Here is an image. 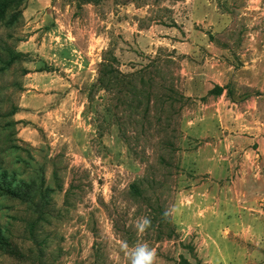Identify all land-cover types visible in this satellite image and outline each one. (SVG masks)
Here are the masks:
<instances>
[{
  "label": "rangeland",
  "instance_id": "1",
  "mask_svg": "<svg viewBox=\"0 0 264 264\" xmlns=\"http://www.w3.org/2000/svg\"><path fill=\"white\" fill-rule=\"evenodd\" d=\"M107 50L126 73L161 55L148 114L98 86ZM246 152L264 174V0H16L0 18V264H130L123 243L264 264V213L227 218L264 209Z\"/></svg>",
  "mask_w": 264,
  "mask_h": 264
},
{
  "label": "trees",
  "instance_id": "2",
  "mask_svg": "<svg viewBox=\"0 0 264 264\" xmlns=\"http://www.w3.org/2000/svg\"><path fill=\"white\" fill-rule=\"evenodd\" d=\"M15 1L16 0H0V18ZM83 1L89 2L92 0ZM163 61L164 60L159 54L151 58L150 64L126 73L119 67L120 60L118 56H116L111 50H107L104 53L103 60L99 63L97 84L107 92H117L121 103L127 107H130L139 113L148 114L153 99L158 97V89L154 85V79H147L146 75L150 74L151 76H154V73L160 72ZM171 89L176 92L181 99L185 98L183 93L176 90L174 86H172ZM163 97L162 99L165 100ZM167 99H169V96ZM143 102H146L144 108H142ZM0 179H5L4 173L0 175ZM132 189L137 193H141L140 188H138L136 184L132 185Z\"/></svg>",
  "mask_w": 264,
  "mask_h": 264
},
{
  "label": "crops",
  "instance_id": "3",
  "mask_svg": "<svg viewBox=\"0 0 264 264\" xmlns=\"http://www.w3.org/2000/svg\"><path fill=\"white\" fill-rule=\"evenodd\" d=\"M257 163H258V160H257ZM262 167L261 165H258L256 164V160L255 158H252L251 154L248 152L245 153L244 155V159H243V162H242V168L240 170L241 174L239 175V184L240 186H243V182L245 180H249V182L251 183L252 186H250V189L248 190L249 194H248V197H249V200L252 201H258V198H260L262 192L261 190H259V188H257V184H256V178H260L262 177L264 174H262ZM237 194H243V188L240 189V192L238 191ZM241 198L238 199L237 203H236V211H237V216H231L228 215L229 217L227 218H230L232 219L233 221L231 222L232 224H235V225H250V224H261L262 223V214H260L259 212H263L264 213V209L263 207H260V203L258 204L257 203V206H253V205H248V210H242V204L240 203V200ZM229 205L232 206V205H235L234 204V201L235 199L233 197H231L229 199ZM245 206V205H244ZM249 209L250 211H259L254 215V216H251V215H248V216H245V214H249ZM241 211L243 212V215H241ZM249 212V213H248ZM241 228H238V230H240ZM239 255H243V254H240ZM238 255V256H239Z\"/></svg>",
  "mask_w": 264,
  "mask_h": 264
},
{
  "label": "clouds",
  "instance_id": "4",
  "mask_svg": "<svg viewBox=\"0 0 264 264\" xmlns=\"http://www.w3.org/2000/svg\"><path fill=\"white\" fill-rule=\"evenodd\" d=\"M168 213L165 212V216ZM151 219L147 216H141L136 218L130 224L138 234H143L146 229L151 226ZM122 250L128 257L130 264H155L156 252L154 249L150 248L147 243H137L131 249L127 243L121 245Z\"/></svg>",
  "mask_w": 264,
  "mask_h": 264
}]
</instances>
